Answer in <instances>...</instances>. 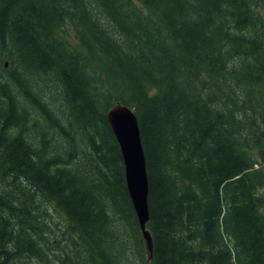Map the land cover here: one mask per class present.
Segmentation results:
<instances>
[{"label":"trees","instance_id":"trees-1","mask_svg":"<svg viewBox=\"0 0 264 264\" xmlns=\"http://www.w3.org/2000/svg\"><path fill=\"white\" fill-rule=\"evenodd\" d=\"M136 3L0 0V264H264V0ZM117 104L140 129L151 259ZM43 203L65 222L52 250Z\"/></svg>","mask_w":264,"mask_h":264},{"label":"water","instance_id":"water-1","mask_svg":"<svg viewBox=\"0 0 264 264\" xmlns=\"http://www.w3.org/2000/svg\"><path fill=\"white\" fill-rule=\"evenodd\" d=\"M107 121L120 150L126 190L144 239L148 259H151L153 243L147 230L148 178L137 118L131 108L117 104L108 111Z\"/></svg>","mask_w":264,"mask_h":264},{"label":"rangeland","instance_id":"rangeland-1","mask_svg":"<svg viewBox=\"0 0 264 264\" xmlns=\"http://www.w3.org/2000/svg\"><path fill=\"white\" fill-rule=\"evenodd\" d=\"M133 3L136 5V7L140 6L136 3V0H133ZM64 38L67 42V45L71 48V50H75L77 47V41L76 38L74 36V34L71 31H67V34H64ZM6 80V79H5ZM4 80V81H5ZM0 81H3V79H0ZM3 81V82H4ZM8 85H10V88H14V85L12 82H9ZM39 88L41 89L42 93L44 95L41 96L40 100L44 103H46L47 105H51L54 102H58L59 97L57 96V94H55L54 91H51L48 93V91L53 90L51 85H46L44 83H40L39 84ZM18 100L22 103L25 102V100L23 98H19ZM27 112H32L31 108H28ZM33 114V113H30ZM32 119H30L31 121ZM32 126V125H30ZM41 131L46 132V129L42 128L39 126V128ZM255 153H253L254 155ZM4 190V189H3ZM2 188H0V193L3 191ZM41 211L39 213H42L43 211L46 212V215H42V218L40 219V223L42 224H47L48 225V231H44V233L42 234V242L44 241L47 244L48 248L55 249L56 248V243H57V239L58 236L60 235L61 231H63L62 229L65 230V222L63 217L55 210L54 206L50 203H43L41 205ZM34 213V208L31 209ZM17 215H21L20 212H17ZM57 252L56 251H52L47 253V255H49L50 258H48V260H52L54 262V259L56 257ZM20 264H45L44 262H39L36 261L34 259H22ZM50 264V263H48Z\"/></svg>","mask_w":264,"mask_h":264},{"label":"bare ground","instance_id":"bare-ground-1","mask_svg":"<svg viewBox=\"0 0 264 264\" xmlns=\"http://www.w3.org/2000/svg\"><path fill=\"white\" fill-rule=\"evenodd\" d=\"M124 169V168H123Z\"/></svg>","mask_w":264,"mask_h":264}]
</instances>
